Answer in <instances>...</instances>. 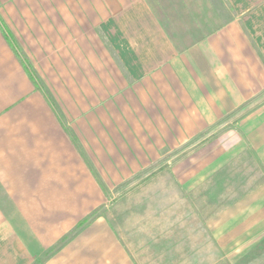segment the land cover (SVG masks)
<instances>
[{"label": "crops", "instance_id": "obj_1", "mask_svg": "<svg viewBox=\"0 0 264 264\" xmlns=\"http://www.w3.org/2000/svg\"><path fill=\"white\" fill-rule=\"evenodd\" d=\"M227 2L229 18L186 39L170 0H0L40 83L0 28V182L18 210L77 227L100 203L90 165L125 175L139 149L228 123L264 163V0ZM83 224L42 264H136L105 218ZM11 230L1 218L0 264H30ZM60 236L36 238L45 249Z\"/></svg>", "mask_w": 264, "mask_h": 264}, {"label": "rangeland", "instance_id": "obj_2", "mask_svg": "<svg viewBox=\"0 0 264 264\" xmlns=\"http://www.w3.org/2000/svg\"><path fill=\"white\" fill-rule=\"evenodd\" d=\"M170 1L186 39L200 37L231 12L227 0ZM158 143L139 149L141 162L121 164L125 175L115 164L110 175L90 165L100 203L80 225L105 218L136 264H264V163L245 132L228 123L176 147ZM5 188L0 182V219L7 217L13 235L27 242L30 264H42L81 228H66L64 213L19 211ZM40 216L54 221L38 227ZM56 234V242L40 249L36 236Z\"/></svg>", "mask_w": 264, "mask_h": 264}, {"label": "trees", "instance_id": "obj_3", "mask_svg": "<svg viewBox=\"0 0 264 264\" xmlns=\"http://www.w3.org/2000/svg\"><path fill=\"white\" fill-rule=\"evenodd\" d=\"M0 28L2 29V32H4V35L6 36V39L8 40V42H10V44L16 48L19 47V44L17 43L16 39L13 38V35L10 33V31L7 29V27L3 24V21L1 19H0ZM22 59L26 65V69H27L28 73L30 74V76L32 77V79L34 81H36V85L40 86L38 77L36 76L33 68L31 66H29L28 60L24 57H22ZM27 65H28V67H27ZM44 93L47 95L46 91H44ZM48 97H49V94H48ZM53 105H54V103H53Z\"/></svg>", "mask_w": 264, "mask_h": 264}]
</instances>
